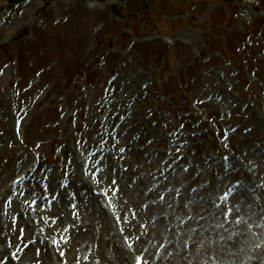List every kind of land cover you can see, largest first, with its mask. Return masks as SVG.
<instances>
[{
    "label": "rangeland",
    "instance_id": "1",
    "mask_svg": "<svg viewBox=\"0 0 264 264\" xmlns=\"http://www.w3.org/2000/svg\"><path fill=\"white\" fill-rule=\"evenodd\" d=\"M81 1L0 0V264H264V0H100L77 38ZM67 176L58 215L36 198Z\"/></svg>",
    "mask_w": 264,
    "mask_h": 264
},
{
    "label": "bare ground",
    "instance_id": "2",
    "mask_svg": "<svg viewBox=\"0 0 264 264\" xmlns=\"http://www.w3.org/2000/svg\"><path fill=\"white\" fill-rule=\"evenodd\" d=\"M50 1L51 2H54L55 0H50ZM97 1H100V0H82L80 2V4H81L80 8H81V10L83 12L85 11V16L81 20L82 27L77 28L75 30V36L77 38L79 36H82V35L84 36L85 32L88 31V28H89V26L91 24L90 23L91 22V19H93V14L95 12H97L99 10V8H100V5L98 4ZM107 1L112 2L113 0H107ZM167 1H170V0H167ZM84 2L86 3V5H84ZM26 6L33 7L34 10H35V8L41 10V8L43 7V4L38 5V4H36L35 0H30L28 2V4H26ZM123 7L124 8H127V3H124ZM68 8H70V7H67V5H65L64 3H61V4L58 5V12L61 13L63 11H66ZM73 8H77L75 4H74V7ZM114 12H115L116 15H118L119 8L116 7L115 10H114ZM36 16H37V14H34V18H32L33 21L36 19ZM31 17H32V14L30 12H27V14L23 16V23L21 24L20 29H22L25 26H28L27 23H26V21H27V19H29ZM61 19H62V21H61ZM69 21H70V17L69 18L68 17H64V18L63 17H58V19L55 22H56L57 26H63L65 23H67ZM109 21L111 22L112 21V18H110ZM5 24H8V20H6V19L0 20V36L5 31V27H2ZM54 24L55 23H53V25ZM69 31L71 33H74V29L73 28H70ZM76 33H78L79 35H76ZM0 43H3V42L0 41ZM7 68L8 69H11L12 68V64L10 62L8 63ZM134 71L135 70H131L130 72L126 73L125 76H124V80H125L126 84L128 86H133L132 89L127 94H125L124 97H123V98H126V101H128V102H132L134 99H137V98H135L137 96L134 94V90H136L137 87H138V82H139V80L141 78V75H139L137 72H134ZM130 113H133V108L126 109L122 113L123 115L121 114V117H118L119 120H118V122H116L112 126V130L109 129V128L106 129L107 136H109V134L117 131L121 126L128 125L129 118L130 117H125V116L128 115V114H130ZM105 123H106V120L104 118H102L101 119L102 127L104 126ZM158 131L159 132H162L161 130H158ZM159 132H157V134L160 135ZM125 135H127V134H124L122 136V138H124ZM131 141H130V143H131ZM114 150L115 151H118L119 150V147L117 145H115L114 146ZM125 151H129V149L127 150L125 148L121 152H125ZM87 153H86V155H87ZM149 155L151 156V158H153L155 160V156H156L155 153L149 152ZM121 157L122 158H125V156H121ZM105 161H106V158L103 159V160H101L100 161V166H101V168L107 167V170L111 173L112 181L115 184L121 185V181H120L121 179H123V178L127 179V178L130 177L129 174H125V172H128L129 171L128 170L129 169L128 168L129 167V164H126V166L124 167L125 172H121V171H118V169L116 167H114V166H112V168L110 166H103L105 164ZM162 172L163 173H168V171H166V170H163ZM152 179H159V175H158V171H157V166H155V169L152 170V172H149V174H148V176L146 178V183L145 184H147V181L148 180L151 181ZM74 182L75 181L74 180H71V178H68V176L67 177H63V179L60 182H56V183H58L57 188H54L53 187L52 189H50V191L48 192V194L43 195L42 197H38V198H36V200L38 202H43V203H45L48 206L55 207L56 210H57V212H58V215H59L60 212H61V210L64 208V206L66 204V202H65V196H66V194L69 195V198L71 199V201L73 203H76L77 204V203L80 202V196H79V194H78V192L76 190V186H75ZM130 190H131V187L128 188V194L129 195L131 193H133ZM174 190H176L174 192L175 196H177V197L178 196H182L180 194V189L177 188V189H174ZM145 195H146V199H147L148 202L145 205L143 204V211L144 212L145 211H148L149 213L154 212L155 214L152 215L154 217V219H155L154 222H156V221L162 222L163 220L165 221L168 218H170L167 212H165V214H163V215H160V213L158 212V203H157V200H162V201L166 200L167 201V199H166L167 196L157 197V199L155 200V202H152V200L150 199L149 192H146ZM133 213H134V211H133ZM121 214H122V216L124 218L128 219V217L131 216L130 214H132V212H128V211H124L123 210L121 212ZM30 244L35 246V240H31V243ZM41 247H43V245H41ZM0 262L2 263L1 257H0ZM232 264H244V263L242 261H232Z\"/></svg>",
    "mask_w": 264,
    "mask_h": 264
},
{
    "label": "water",
    "instance_id": "3",
    "mask_svg": "<svg viewBox=\"0 0 264 264\" xmlns=\"http://www.w3.org/2000/svg\"><path fill=\"white\" fill-rule=\"evenodd\" d=\"M23 0H8V2L12 3V2H15V3H19V2H22Z\"/></svg>",
    "mask_w": 264,
    "mask_h": 264
},
{
    "label": "snow or ice",
    "instance_id": "4",
    "mask_svg": "<svg viewBox=\"0 0 264 264\" xmlns=\"http://www.w3.org/2000/svg\"><path fill=\"white\" fill-rule=\"evenodd\" d=\"M138 264H139V262H138Z\"/></svg>",
    "mask_w": 264,
    "mask_h": 264
}]
</instances>
